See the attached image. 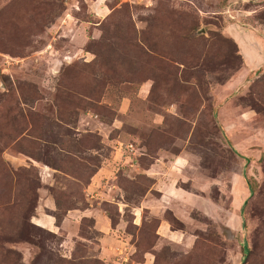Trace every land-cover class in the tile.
I'll return each instance as SVG.
<instances>
[{
    "label": "rangeland",
    "instance_id": "rangeland-1",
    "mask_svg": "<svg viewBox=\"0 0 264 264\" xmlns=\"http://www.w3.org/2000/svg\"><path fill=\"white\" fill-rule=\"evenodd\" d=\"M0 264H264V0H0Z\"/></svg>",
    "mask_w": 264,
    "mask_h": 264
},
{
    "label": "trees",
    "instance_id": "trees-1",
    "mask_svg": "<svg viewBox=\"0 0 264 264\" xmlns=\"http://www.w3.org/2000/svg\"><path fill=\"white\" fill-rule=\"evenodd\" d=\"M248 184V183H247ZM249 186V189H250V191L252 192V188L250 187V185H248ZM245 250H246V247L244 248Z\"/></svg>",
    "mask_w": 264,
    "mask_h": 264
}]
</instances>
